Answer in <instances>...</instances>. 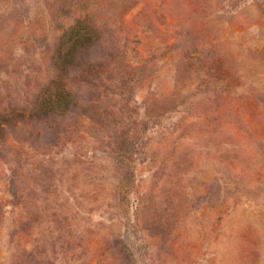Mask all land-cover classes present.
Instances as JSON below:
<instances>
[{
	"label": "rangeland",
	"instance_id": "1",
	"mask_svg": "<svg viewBox=\"0 0 264 264\" xmlns=\"http://www.w3.org/2000/svg\"><path fill=\"white\" fill-rule=\"evenodd\" d=\"M0 264H264V0H0Z\"/></svg>",
	"mask_w": 264,
	"mask_h": 264
},
{
	"label": "trees",
	"instance_id": "2",
	"mask_svg": "<svg viewBox=\"0 0 264 264\" xmlns=\"http://www.w3.org/2000/svg\"><path fill=\"white\" fill-rule=\"evenodd\" d=\"M82 28L83 26L79 24L71 26L69 31L63 35L62 44L67 46L65 52H60L63 59L68 60L76 47L84 46L92 42L93 34L89 31H82ZM56 96L57 100L55 101L49 99V97H43L45 108L49 109V111L64 112L69 106L70 93L68 91H62Z\"/></svg>",
	"mask_w": 264,
	"mask_h": 264
}]
</instances>
